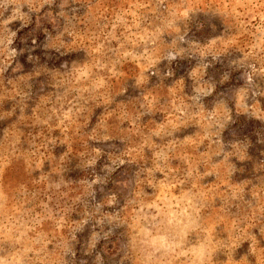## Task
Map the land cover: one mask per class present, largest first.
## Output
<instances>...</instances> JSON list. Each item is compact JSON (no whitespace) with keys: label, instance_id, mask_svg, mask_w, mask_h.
<instances>
[{"label":"rangeland","instance_id":"obj_1","mask_svg":"<svg viewBox=\"0 0 264 264\" xmlns=\"http://www.w3.org/2000/svg\"><path fill=\"white\" fill-rule=\"evenodd\" d=\"M0 264H264V0H0Z\"/></svg>","mask_w":264,"mask_h":264}]
</instances>
